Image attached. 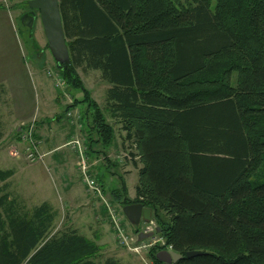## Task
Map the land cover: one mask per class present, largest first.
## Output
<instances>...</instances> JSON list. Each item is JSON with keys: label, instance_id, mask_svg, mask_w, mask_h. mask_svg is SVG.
<instances>
[{"label": "trees", "instance_id": "16d2710c", "mask_svg": "<svg viewBox=\"0 0 264 264\" xmlns=\"http://www.w3.org/2000/svg\"><path fill=\"white\" fill-rule=\"evenodd\" d=\"M59 10L70 64L57 70L81 95L64 112L85 106L90 151L106 156L115 130L78 70L99 72L132 151L134 197L123 178L106 190L89 173L122 217L132 204L152 211L165 245L150 261L171 247L175 264H264V0H59ZM56 218L47 203L0 195V264H121L97 239L55 231Z\"/></svg>", "mask_w": 264, "mask_h": 264}, {"label": "crops", "instance_id": "0c3cea01", "mask_svg": "<svg viewBox=\"0 0 264 264\" xmlns=\"http://www.w3.org/2000/svg\"><path fill=\"white\" fill-rule=\"evenodd\" d=\"M5 1L7 0H0V13L5 11L8 18H12L11 6L9 9ZM11 1L8 0V2ZM1 2H5L6 4L3 5ZM10 45L11 43H6V45H3L6 46L5 50L0 51V59L3 58L0 61V132L2 134L0 140V171L9 173L5 181H0V187L5 188V191L0 195L5 194L8 196V199L19 201L27 209L47 203L56 213H58L60 208L67 211V213H73L76 209H84L86 211L88 209L84 207H87L93 210L94 213L95 211L98 212L104 218V212L98 205V202L86 193V187L80 179L76 155L68 152V154L63 153L61 156H57V152L65 149L64 145L69 137L67 135L71 132L68 123L66 127H62L60 124L62 121L65 122L64 118L65 120L67 119L62 113H64L68 105L61 98L59 99L58 91L54 85L48 84L42 78L40 59L32 58L35 61L32 64V71L34 72H31V69L27 68L18 59L14 47H10ZM33 83L36 91L40 89L38 96L34 98L31 95V91L33 93ZM103 84L107 88L109 87L107 83L103 82ZM74 110H78V112L82 111L78 107ZM74 110H71V112H74ZM35 115H40L37 121V138L40 141V150L45 155V158L42 164L25 167L23 146L20 144L18 134L20 132V125ZM115 138L112 145L115 148L113 153H117L118 147L122 148V141L119 139V135ZM95 148L100 150L97 146ZM111 155V152H107L105 157L110 159ZM93 157V161H90L88 164L90 168H94L93 172L95 175L103 176V184L106 190L108 187L118 188L119 185L115 182L119 178H123L125 182L129 173L126 165L114 164L113 162V166L109 167L108 170H106V167L103 168L101 164L97 168L95 165L99 163L100 159L96 155ZM48 171L54 179L52 183L53 187L50 185L46 174ZM134 172H137V170L134 169ZM70 176L72 178H69ZM107 178L109 179L107 180ZM21 179L22 181L18 182ZM70 179H76L75 182H77L69 183ZM55 189L58 191L55 192ZM128 192L127 188V194ZM128 197L132 199L134 195H129ZM70 216L72 214L69 215L68 221L70 219L71 223L68 224L75 226ZM110 229L109 227L107 232H110ZM102 237V235L94 236L95 240H99L97 243L100 246L103 245ZM108 253V251L103 250L102 256L114 258ZM127 261L124 263L120 261L119 263L134 264L132 259Z\"/></svg>", "mask_w": 264, "mask_h": 264}, {"label": "rangeland", "instance_id": "374dc122", "mask_svg": "<svg viewBox=\"0 0 264 264\" xmlns=\"http://www.w3.org/2000/svg\"><path fill=\"white\" fill-rule=\"evenodd\" d=\"M5 2H1V3L3 5H5V4L8 5L9 9L11 6V11H12L13 16H12V18H10V17L8 18V15L5 11L0 13V51L5 50L6 46H3V45H6V43H11L10 47H14L15 52L17 53L18 59L20 61H22L23 64L26 65L27 68L31 69V72H34V71H32V66H33L32 64L35 61V60H32V58L40 59L39 60V61H41L40 73L42 75V78L44 80H46L48 84L51 83L54 85V81L56 80V77H57L56 74H58V76L64 81V87L58 88L59 99L61 98V100H63L67 105L72 104V96H76L79 98V97H81V95L78 92H74V91L70 90L67 87V84H66L65 80L62 78L60 72H58L56 65H55V62L52 59V57H51V55L47 49V43H46V39L44 37V33H43V29H42L40 19L38 17V13L35 12L37 19H36V22L34 24L32 31H29L28 29L22 27V25L20 24L21 16L30 11L28 6H27V0L26 1H24V0H12L11 2H8V0H7ZM1 60H3V58H1L0 61ZM49 73L51 74V76H49ZM78 74H79L81 81L84 84L85 88L90 93L91 99L97 104V106L100 108V110H102V112L104 113V116L106 117L108 122L113 124V128L115 130V137L117 135H119V139L122 141V137L124 135L121 134L120 125L116 123V120L113 118L112 112H110L108 110V105L106 103V98H107L106 92L108 91V89L110 87L107 88L103 84L99 72H93L92 70H87V71L83 72L82 70H78ZM37 87H38V85H37ZM32 89H33V93L31 91V95L33 96V98L37 97L39 92H40V89H39V91H38V89L36 91L35 87H34V83L32 85ZM78 108L80 110L82 109V111L78 112V110L75 111L73 109L74 112L78 113L76 116H74V119L71 118V120L70 119L65 120V118H64L65 122L62 121V123H60L62 127L63 126L66 127V124L68 123L71 132L69 135H67L69 137L67 138L66 144L64 145L65 149H62L59 152H57V156L58 155L61 156L63 153L68 154V152H72L73 155H76L77 167L80 166V159H79V157H77L79 151L76 150L79 147L77 146L75 149L71 150L70 147H73L76 145H73V146L71 145L70 147L67 146L70 142H78L77 145L79 144L81 146V151L83 153L86 152V158L88 160V163L90 161L91 162L93 161V158H94L93 156L95 154L100 159L99 163L97 165H95V166H97V168H98V166L100 167V164H101V166L103 168L106 167L107 168L106 170H108V168L112 166V165H110V163H113V162H114V164L118 163L119 165H126L128 168V171H129L128 176L125 179V183L127 184V188L129 191L128 196L134 195V187L137 183V172H134V169H133L134 166L132 163L133 161L128 160V159L125 160V157H124V155L126 153L132 152L129 144H127V145L125 144L124 146H122L121 149L118 147L117 153H113V151H115V148L111 147L109 149L110 151L109 150L107 151V152H111V154H112L111 158L110 159L106 158L109 161V163L104 158L105 156L103 155V153H101V152L100 153H91L90 148H89L90 147V145H89V135L90 134L87 131V129L85 128V125L82 121V118H83L82 115L84 114L83 110L85 109V106H78ZM62 114H64V117H66L65 112ZM39 116L40 115H35L33 118H30L29 120L24 121V123H22L20 125V132L18 134V138H19L20 144L23 146V150L22 149L21 150L23 151V160L25 163V167H28V166L32 167V166H35L37 164H42V162H43V161L42 162L37 161L35 163L28 162L26 159V155H25L26 151H25L24 143L21 140V136L23 134V131L26 129V127L28 125H30L32 123L34 124L35 136L37 138V121H38ZM84 116H85V114H84ZM72 120H74V122ZM73 126H75V127H73ZM94 137H96V136H94ZM37 141L39 143L38 144L39 153L42 154V152L40 150V141L38 140V138H37ZM93 141H94V139H93ZM93 149L97 150L94 147H93ZM42 155H44V154H42ZM122 157L124 159H121ZM44 158H45V155L43 156V160H44ZM85 165H86V162H85ZM86 168H88V172L94 170L93 167H91V168H93V169H91L88 165ZM78 169H79V167H78ZM91 173H89V175ZM46 174H47L50 185L53 187L52 183H53L54 179H53L52 174L49 171L46 172ZM79 174H80L81 181L83 182L84 186H86L84 181H83L82 173H79ZM91 176L93 179L94 178L93 176H95V175L92 173ZM69 178H72V176H70ZM76 179H72V180L70 179L69 183L75 182ZM108 179L109 178H107V180ZM21 181H22V179L19 180L18 182H21ZM114 181H115V179H114ZM115 183L119 184V180ZM111 188H113V187H110V188L108 187L109 190ZM57 191L58 190L55 189V192H57ZM86 193L88 195L92 196L98 202V205L100 206V208H104L103 205L100 204L101 202L99 201V199H97L96 196L91 194L88 191L87 187H86ZM110 197L111 196L109 194L103 195V199L105 200V202L111 203L112 201H110L111 200ZM84 208L88 209V210L85 211L84 209H82V210L76 209V211L74 210L73 213H69V212L67 213V211L60 208L58 213H57V218H56V222H55V231L68 230V232H70V230H75L80 235H83V236L90 238V239L91 238L95 239L94 236L102 235L103 236L102 242L104 245L103 250L108 251L109 252L108 254L111 257H114V259H117L118 262L123 261V263H124V262H128L127 260H131V259L133 260L132 262L134 264H145L146 261L151 262L150 259L147 257L146 252L145 253L141 252V253L137 254L135 252L129 251L127 247H119V245L117 243V236H116L117 234L115 233L110 222L106 218L104 219L103 216H100L98 212L95 211V213H94L93 210H90L87 207H84ZM117 210L119 211L118 212L119 217H121V219H123V221L125 222L124 228L127 231V233L134 235V238H137L138 242H146V244L149 243L150 238H152L153 235H152V237H150L148 239H142V240H140L138 237L139 233L144 234L142 231H140L144 222H142V224H140L139 227H133L126 220L124 215L122 217L119 208ZM97 213H98V216L96 217ZM70 214H72V216H70V217H72V221L75 224V226H71L68 224V223H71L70 219L68 221ZM81 215H83V216H81ZM103 223H106V224H103ZM109 227L111 228L110 232H107ZM135 230L137 233L134 234ZM149 234H153V233H149ZM97 242H99V240H97ZM133 243L135 244V246L139 245L136 241H133ZM144 258H145V260H144Z\"/></svg>", "mask_w": 264, "mask_h": 264}, {"label": "water", "instance_id": "95a60500", "mask_svg": "<svg viewBox=\"0 0 264 264\" xmlns=\"http://www.w3.org/2000/svg\"><path fill=\"white\" fill-rule=\"evenodd\" d=\"M29 12L22 15L20 24L22 27L32 31L36 22L38 13L44 37L47 43V49L55 62L56 68L62 70L70 64V56L66 40L64 36L62 20L59 10V0H30L27 2ZM122 214L133 227H138L142 222H149L152 217V211L149 208H144L141 204H132L122 208ZM160 228L157 227L155 232L160 233ZM153 234L139 233V239H148ZM201 255L199 252H188L186 258H193ZM183 257L175 252H167L161 250L156 254V259L161 264H175Z\"/></svg>", "mask_w": 264, "mask_h": 264}, {"label": "built area", "instance_id": "2783aa9c", "mask_svg": "<svg viewBox=\"0 0 264 264\" xmlns=\"http://www.w3.org/2000/svg\"><path fill=\"white\" fill-rule=\"evenodd\" d=\"M49 76H51V74L49 73ZM56 80L54 81V87L56 88V90L58 91V88H62L64 87V81L58 76V74H56ZM78 113H74V112H68L66 114V118L69 120L74 119V116H76ZM74 122V120H72ZM75 127V126H73ZM21 140L24 143V147H25V151H26V159L28 162L30 163H35L37 161L42 162L43 161V156L42 154L39 153L38 150V141L37 138L35 136V129H34V124H30L26 127V129L23 131V134L21 136ZM78 142H70L67 146H73L70 147L71 150L75 149L77 146L79 147L78 150V155L77 157H79L80 159V166L79 167V171L80 173H82L83 175V181L85 183V187H87L88 191L93 194L94 196H96L97 199H99V201L101 202L100 204L103 205L105 211H106V217L108 218V220H110V223L115 231V233L117 234V243L119 245V247H127L129 251L135 252L137 254L139 253H148L149 250L151 248H153L154 246H164V240L158 236V234H156L155 230L157 228V225L155 224V222L152 220L149 222H145L143 223L140 231H142L144 234H149V233H153V237L150 238V242L146 244V242H138L137 238H134V235L128 234L127 231L125 230V228L122 226V222L123 219H121V217H119L118 212H117V207L113 206L110 202H105V200L103 199V193L101 191L100 186L97 184L96 180L93 178L92 176L89 175L88 172V168L87 165L90 167V165L88 164V160L86 158V152L83 153L81 151V146L78 144ZM76 152V151H75ZM86 162V165H85ZM82 164V165H81ZM142 224V223H141ZM139 227V226H138ZM133 241H136L139 245L135 246V244L133 243ZM133 247V248H132ZM167 252H174L173 249L171 247H166L165 249H163ZM145 260V258H144ZM145 264H153L152 262H145Z\"/></svg>", "mask_w": 264, "mask_h": 264}]
</instances>
